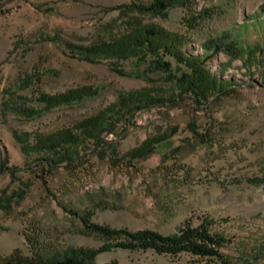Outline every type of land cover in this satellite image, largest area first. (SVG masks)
Masks as SVG:
<instances>
[{"label":"rangeland","instance_id":"obj_1","mask_svg":"<svg viewBox=\"0 0 264 264\" xmlns=\"http://www.w3.org/2000/svg\"><path fill=\"white\" fill-rule=\"evenodd\" d=\"M151 0H5L0 4V257L19 250L30 255L26 233L57 249L98 248L111 242L86 229L91 222L131 230L175 233L185 221H209L226 238L222 253L234 264H264V0H188L157 14L140 15L187 38L185 49L205 53L212 38L233 41L240 58L219 51L207 66L229 79L223 93L207 102L178 98L136 113L107 143L71 149L79 157L48 166L24 149L20 136L47 133L97 114L122 93L151 89L169 98L179 64L154 66L151 58L86 60L74 45H90L123 33L136 13L114 9ZM38 74L36 86L21 79ZM84 85L99 94L58 106L40 116L4 105L10 93L31 97V89L63 92ZM177 127L174 145L145 158L126 153L147 137ZM196 129L199 135L192 132ZM3 165V166H2ZM77 211L73 215L65 209ZM99 264H219L190 253L115 248Z\"/></svg>","mask_w":264,"mask_h":264},{"label":"trees","instance_id":"obj_2","mask_svg":"<svg viewBox=\"0 0 264 264\" xmlns=\"http://www.w3.org/2000/svg\"><path fill=\"white\" fill-rule=\"evenodd\" d=\"M5 0H0L2 4ZM176 4H188V0H151L149 3L132 1L130 4H121L114 9H131L136 13L130 20L129 27L121 34L110 39H103L90 45H72L73 52L80 53L86 60H96L99 57H113L127 59L135 57L139 62L151 58L154 66L161 69H170L172 64L164 60L165 56L173 57L179 64V76L176 77L172 86L171 96L152 93L151 89H138L122 93L119 99L97 114L86 117L76 122L71 127L61 128L47 133H36L31 142L30 134L24 133L16 137L24 149L40 154L37 161L41 164L54 167L64 161L73 162L79 157L69 153L71 149H80L92 142L96 147L107 143L105 137L117 134L119 126L131 122L137 112L160 106L168 100L178 102V98H191L197 102H207L210 96L223 93L230 85V80L217 76L207 66L209 59L219 51H226L231 57L240 58L242 50L235 42H226L221 38H212L204 44L205 53H193L185 49L187 38L178 33L170 32L164 27L154 24H143L140 15L162 13ZM264 12V4L261 5ZM38 74H27L21 79L22 88L36 86ZM31 97L10 93L4 105L8 108L13 106L17 111L25 114L40 116L52 109L80 102L99 94L98 87L84 85L70 88L63 92L47 93L39 87L31 89ZM196 135L198 131L191 129ZM177 127L147 137L140 145L126 153L130 158H145L156 152L157 149H180L175 146L173 137L177 133ZM3 166V165H2ZM6 208L7 203H0ZM73 215L77 211L65 209ZM81 219L86 227L95 231L111 242L98 248L68 247L57 249L45 239L40 240L38 234L33 236L26 233V239L30 244L31 253L25 256L16 250L9 258L0 257V264H99L97 256L115 248L129 250H154L159 254L179 256L181 253H190L198 258H206L219 264H234L222 253L226 245V238L210 229L211 223L203 221L199 225H193L190 221L182 223L177 231L172 234H164L154 229L144 228L131 230L127 227L113 228L108 225L91 222L85 215ZM109 264V263H103Z\"/></svg>","mask_w":264,"mask_h":264}]
</instances>
